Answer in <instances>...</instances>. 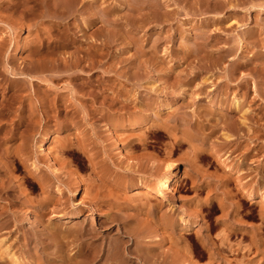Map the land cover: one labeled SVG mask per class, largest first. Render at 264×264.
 Segmentation results:
<instances>
[{
    "label": "rangeland",
    "instance_id": "obj_1",
    "mask_svg": "<svg viewBox=\"0 0 264 264\" xmlns=\"http://www.w3.org/2000/svg\"><path fill=\"white\" fill-rule=\"evenodd\" d=\"M64 1L0 0V264H13L11 254L19 264H84V246L100 250L113 240L130 264L142 254L151 264H264V0ZM171 68L190 86L180 100L190 106L178 101V116L164 113V127L150 128L158 106L176 99ZM192 70L198 73L189 81ZM152 82L172 90L156 94ZM200 103L214 113L204 131ZM111 128L136 169L118 181L116 165L129 158L115 153ZM190 128L199 143L176 140L174 129L181 137ZM47 130L49 163L37 148ZM138 135L147 140L129 145ZM166 163L180 174L173 208L158 196ZM77 185L87 198L71 196ZM252 188L255 201L245 197ZM74 209L86 223H69ZM68 223L95 239L65 234ZM239 224L257 229V248Z\"/></svg>",
    "mask_w": 264,
    "mask_h": 264
},
{
    "label": "bare ground",
    "instance_id": "obj_2",
    "mask_svg": "<svg viewBox=\"0 0 264 264\" xmlns=\"http://www.w3.org/2000/svg\"><path fill=\"white\" fill-rule=\"evenodd\" d=\"M12 1V0H11ZM21 1V0H20ZM33 1V0H32ZM75 1V0H74ZM65 2V1H64ZM66 3V5L67 6H72V2L69 0V1H67V2H65ZM65 3H63V5L65 4ZM50 4V3H49ZM153 4V3H152ZM217 7V6H216ZM23 35V34H22ZM17 37V36H16ZM17 42V41H16ZM23 48H25V47H23ZM97 50V49H96ZM93 51V50H92ZM95 52V51H94ZM188 54V53H187ZM168 67V66H167ZM238 67V66H237ZM235 68H236V66H235ZM135 69V68H134ZM170 70V69H169ZM205 70V69H204ZM171 71H173L175 74H176V76L178 77L176 80H177V86H174V88L175 87H177V89H178V92L176 91V95H175V100L174 101H168V100H166L164 103L162 102V104H160V106H158V111L156 112V114H155V116L156 117H158V119L156 120V121H152L151 123H149V127L151 128V127H164V124L161 122V121H159V119L161 118V116H163V114L165 113V114H167V116H169V114H171L174 118H175V116L174 115H177L178 116V114L177 113H179V112H177V110H178V107H180L181 108V106H188L189 104H186L185 102L187 101V100H184L185 102H182V101H180V100H182L183 98H185L184 96L185 95H187V94H189V88H190V86H188V87H185L183 84H182V82L181 81H183V80H181V77H180V70H177V68L176 69H172L171 68ZM201 71V70H200ZM165 73H166V71H165ZM169 72H167V74H168ZM197 73H198V71H195V70H192L191 71V76H189L190 77V79H189V81L191 80H193L196 76H197ZM135 74V73H134ZM137 74V77H139V73L137 72L136 73ZM135 74V75H136ZM201 74V73H200ZM13 76H15V75H13ZM122 76H126L127 77V73H124V71H123V75ZM203 76V75H202ZM136 77V78H137ZM171 77V76H170ZM168 78V77H167ZM187 78H188V76H187ZM200 78V77H199ZM171 79V78H170ZM167 80V79H166ZM197 80V79H196ZM110 81V80H109ZM159 81V80H158ZM112 82V81H111ZM116 82V81H115ZM162 82V81H161ZM167 82V81H166ZM169 82V81H168ZM160 83V82H159ZM176 83V82H175ZM194 83V82H193ZM206 83V82H205ZM174 84V83H173ZM120 85V84H119ZM162 85V84H161ZM169 85V84H168ZM175 85V84H174ZM108 87H109V85H108ZM118 87V86H117ZM122 87V86H121ZM165 87V86H164ZM166 87H168V86H166ZM205 87V86H204ZM149 88L153 91V92H155L156 94H159L160 92H167V90H169L168 88H162V86L160 87L159 85H158V83H155V82H152V83H150L149 84ZM122 89H124V87L122 88ZM197 89V86H195V89L194 90H196ZM202 89H203V87H202ZM119 90V89H118ZM170 90H172V89H170ZM169 90V91H170ZM123 91V90H122ZM173 94H174V92H172ZM190 93H192V92H190ZM201 93V92H200ZM200 93H198V94H200ZM223 95L225 94L224 93V91L223 92H221ZM198 94H196V98H197V96H198ZM191 95V94H190ZM223 95H221V96H223ZM186 97H188V95L186 96ZM202 98V97H201ZM130 99V98H129ZM186 99V98H185ZM209 99V98H208ZM211 100V99H210ZM126 101V100H125ZM178 101H180L183 105H180V106H178L177 107V105H179V104H177V103H180V102H178ZM194 101V100H193ZM237 102L238 101H235V104H237ZM123 103V102H122ZM189 103V102H188ZM191 103V102H190ZM208 103V102H207ZM212 103H213V101H212ZM240 103V102H239ZM177 104V105H176ZM201 104V111H203L202 112V114H201V116H202V120L204 119L205 120V123H203V124H198L199 125V127L201 128V130H205V128L207 127V124H209V122H210V120L214 117V113H213V111H210V109L208 108V107H206V106H203V105H205V103L202 105V103H200ZM219 105L218 106H222L223 107V105L225 104V102L224 101H222V100H220V102L218 103ZM216 105V104H215ZM184 106V107H185ZM190 106V105H189ZM199 106V105H198ZM203 106V107H202ZM211 106V105H210ZM214 106V105H213ZM225 106V105H224ZM215 107V106H214ZM198 108H200V106L198 107ZM213 108V107H212ZM217 108V107H216ZM225 108V107H224ZM157 109V108H156ZM185 109V108H184ZM220 109V108H219ZM154 110H155V108H154ZM189 110V109H188ZM197 110V109H196ZM200 111V109L198 110V113H200L199 112ZM210 111V112H209ZM196 112V111H195ZM224 112V111H223ZM176 113V114H175ZM164 114V115H165ZM180 114V113H179ZM196 114H194L193 116H195ZM183 117H184V114L182 115ZM136 117V116H135ZM197 117V116H196ZM177 118V117H176ZM179 118H181V116L179 117ZM178 118V119H179ZM186 118V117H185ZM185 118H183V119H185ZM199 118V119H200ZM118 119V118H117ZM128 119V118H127ZM156 119V118H155ZM224 119V118H223ZM139 120V119H138ZM187 120H189V119H187ZM186 120V121H187ZM203 120V121H204ZM121 121V120H120ZM123 121V120H122ZM129 121V120H128ZM183 121V120H182ZM199 121V120H198ZM202 121V122H203ZM72 122V121H71ZM130 122V121H129ZM129 122H127V123H129ZM138 122H140V121H138ZM143 122V121H142ZM148 122V121H147ZM163 122L165 123V121L163 120ZM190 122H192V121H190ZM194 122V121H193ZM192 122V123H193ZM218 122V121H217ZM127 123H126V125H127ZM167 123V122H166ZM186 123V122H185ZM197 123V122H196ZM233 123V122H232ZM231 123V124H232ZM242 123H245V121H244V119L242 118L241 119V125H242ZM125 124V123H124ZM136 124V123H135ZM144 123H142V124H136V125H134V124H132V125H134V127H135V130L137 129H141L142 128V125H143ZM182 124V123H181ZM64 125H66V124H64ZM63 125V127H65ZM125 125V126H126ZM132 125H130V126H132ZM194 125V124H193ZM124 126V127H125ZM231 126H233V125H231ZM165 127H166V125H165ZM175 127V126H174ZM177 128V127H176ZM189 128V127H188ZM187 128V129H188ZM143 129V128H142ZM171 129V128H170ZM199 129V128H198ZM251 129V128H250ZM181 130V129H180ZM51 130H47L46 132H44L43 131V134H41V136H40V141H39V143H38V145H37V148H38V150L39 151H41V152H43V153H45L46 154V159H47V161H48V163L50 162L49 160H48V156H47V154H52V152H51V148H52V150H53V147H51L50 146V138H51V136H52V133L50 132ZM153 131L154 132H156L157 130H155V129H153ZM176 129H174V131H172L173 132V135H174V137L176 138V140L177 141H181V139H183V138H185V139H187V140H189V141H191V142H198L199 140H197L198 139V136L196 135V133H194L193 132V130H191V128L189 129V130H186L184 133H182V135H181V137H179L178 135H177V132H179V131H177ZM209 131V130H208ZM211 131V130H210ZM252 131V130H251ZM250 131V132H251ZM133 132V131H132ZM136 132V131H135ZM152 132V131H151ZM42 133V132H41ZM137 133V132H136ZM201 133V132H200ZM209 134H210V132H208ZM108 134L110 135V137L112 138V146H113V148H114V150H115V153L117 154V156L119 157V158H121V160H126L127 158H129L128 159V163H124V162H120V164H117L116 165V169L118 170V178H117V180L116 181H118V179H120L121 177H123V176H126V175H128V173H131V172H135L136 171V169H135V166H131V164H132V162L131 161H133L132 159H131V156H132V152L129 150V149H127V148H125V147H123V145L121 144V142L119 141V139H118V137H117V133L115 132V130L114 129H109V131H108ZM198 134V133H197ZM202 134V133H201ZM168 135V134H167ZM212 135V134H211ZM221 136H222V138H223V140L225 141V142H229L230 140H231V134L228 132V131H225V130H223L222 132H221ZM69 137V136H68ZM161 139V138H160ZM135 140H137L138 141V143H135ZM147 140V137L145 136V135H141V136H137V138L136 139H130L129 140V145H135V144H140V143H144L145 141ZM201 141H207V137L206 136H204V135H202V137L200 138V142ZM210 141V140H209ZM216 141V140H215ZM215 141H214V143H215ZM148 142V141H147ZM188 142V141H187ZM186 142V143H187ZM211 142V141H210ZM210 142H207V143H209L210 144ZM196 143H193V147H194V150H202V147H203V142L202 143H200V144H196ZM199 143V142H198ZM61 144H62V146H64V147H66V146H68L69 145V141L67 140V141H65V142H61ZM191 144V143H190ZM208 145V144H207ZM206 145V146H207ZM210 146H212V145H209V146H207L208 148L210 147ZM50 149H49V148ZM129 147V146H128ZM140 147V146H139ZM215 147H216V144H215ZM222 147V146H221ZM211 148V147H210ZM205 149V148H204ZM212 149V148H211ZM219 149H220V147H219ZM208 150V149H207ZM208 153V152H207ZM251 153V152H250ZM190 154V153H189ZM194 154H195V152H194ZM210 154V153H209ZM215 154V153H214ZM201 156V155H200ZM54 158L55 157H58V156H53ZM199 157V156H198ZM151 158H153V160H151V166H155V162H156V158L154 157V156H151ZM190 158V157H189ZM217 158V157H216ZM50 159V158H49ZM192 159V158H191ZM219 159H221V158H219ZM56 160V162L58 163V161L57 160H59V159H53V161H55ZM158 160V159H157ZM190 160V159H189ZM208 160V159H207ZM92 161V160H91ZM159 161V160H158ZM186 161V160H185ZM223 160H221V161H218V162H222ZM168 162V161H167ZM174 162V161H173ZM52 163V162H51ZM51 163H50V165H51ZM189 163V162H188ZM193 163V162H192ZM223 163V162H222ZM221 163V164H222ZM225 163V162H224ZM223 163V164H224ZM59 164V163H58ZM63 165V163H60V166L61 167H59L58 166V168H61L62 169V165ZM226 164V163H225ZM224 164V165H225ZM54 165V164H53ZM53 165H51L52 166V168L53 169H51V171L53 172V173H56L55 171L56 170H58L57 169V167H53ZM193 165H194V163H193ZM57 166V165H56ZM195 166V165H194ZM236 166V165H235ZM66 167V166H65ZM65 167L63 168V169H65ZM139 167V166H138ZM196 167V166H195ZM137 168V167H136ZM153 168V167H152ZM234 169V168H233ZM233 169H231L230 168V165L228 166L227 165V167H226V170L229 172V170H233ZM164 170H166V174L163 176V177H161L159 180H158V196H159V198H160V200L161 199H166L167 201H168V203H169V205L173 208L174 206H176V205H178L177 204V202H178V195H177V189L174 187V185H175V183L178 181V179H179V176H180V174H179V171L177 170V168H175V166L173 165V164H171V163H166L165 165H164ZM67 171V170H66ZM235 171V170H234ZM237 172L236 173H238L239 174V172H240V170H236ZM57 173H59V171L57 172ZM226 173V172H225ZM235 173V172H234ZM233 173V175H234V177H235V174ZM232 174V173H231ZM230 174V175H231ZM50 175H51V173H50ZM66 175V174H65ZM104 175V174H103ZM198 175V174H197ZM54 176V175H53ZM74 176V175H73ZM153 176L155 177V175L153 174ZM52 177V176H51ZM55 177V176H54ZM156 177H158V176H156ZM230 177V176H229ZM232 177V176H231ZM159 178V177H158ZM207 178V177H206ZM44 179V178H43ZM155 179V178H154ZM196 179V178H195ZM231 179V178H230ZM197 180V179H196ZM30 181H33V179H31ZM80 181V180H79ZM34 182V181H33ZM66 183V182H65ZM119 183V185L122 187H127V185H125V184H123L122 182H118ZM31 184V183H30ZM78 184H80V183H78ZM115 184H117V183H115ZM244 184V183H243ZM45 185H46V183H45ZM78 187V188H77ZM80 187V188H79ZM245 187V186H244ZM119 188V187H118ZM81 185L79 186V185H77L76 186V188L74 189V191L72 192V197L74 196V195H76V194H80L81 196L82 195H84L83 197H86V196H88V194H86L85 192H84V190H83V192H81ZM123 189V188H122ZM250 189H251V187H250ZM253 189V188H252ZM247 190V189H246ZM245 189H244V192L246 191ZM96 194L97 195H99L100 193L99 192H96ZM245 197L247 198V200H251V201H255L256 200V196L259 194V192L257 193V195L255 196V189H253V190H247L246 192H245ZM103 195V194H102ZM157 195V194H156ZM81 196H79V197H81ZM261 196V195H260ZM82 197V198H83ZM101 197V196H100ZM70 198V197H69ZM75 198V197H74ZM73 198V199H74ZM87 198V197H86ZM97 198V197H96ZM99 198V197H98ZM102 198V197H101ZM245 198V199H246ZM104 199V198H103ZM106 199V198H105ZM104 199V200H105ZM262 199V198H261ZM264 199V198H263ZM60 201V200H59ZM58 201V202H59ZM74 201V200H73ZM196 202V201H195ZM226 202H227V200H226ZM63 203V202H62ZM235 203V202H234ZM48 204H50V201L49 200H45V201H42V203H41V207H42V209L43 208H45V206L47 207L48 206ZM55 204V203H54ZM59 204V203H58ZM60 205V204H59ZM198 205V204H197ZM224 205V204H223ZM235 205V204H234ZM63 206H64V203H63ZM40 207V208H41ZM65 207V206H64ZM184 207V206H183ZM183 207H181L180 209H182V210H185V208H183ZM46 209V208H45ZM65 209V208H64ZM187 210V209H186ZM234 211H235V208H234ZM264 211V210H263ZM262 211V212H263ZM2 211H0V213H1ZM46 212V211H45ZM44 213V212H43ZM42 213V214H43ZM182 213H183V211H182ZM229 213V212H228ZM230 214V213H229ZM64 215V214H63ZM263 215V214H262ZM111 216V215H110ZM110 216H109V214H106V215H103L102 217H98V219H96V223H97V225L99 226V227H106V224L109 222V220H110ZM227 216V215H226ZM61 217V216H60ZM65 217L66 218H68L67 220H69L70 222L69 223H71V224H74L75 222H81V221H84V223H86V220H85V216H82L81 215V212L79 211V209H74L72 212H68L66 215H65ZM263 217V216H262ZM112 218V217H111ZM162 219H164V218H162ZM181 219V218H180ZM95 221V220H94ZM240 221V220H239ZM238 221V222H239ZM67 224V226H65V227H67L66 228V233L65 234H67V235H71V236H73V237H76V236H79V235H81V236H84V237H86V239H88V240H90V239H93L94 238V234L93 233H91L92 231H90L89 230V228H86L85 226H82L80 229L79 228H77V227H72V226H70V224ZM96 223H95V225H96ZM231 223V222H230ZM243 223V222H242ZM3 224H5V223H3ZM59 224V223H58ZM89 224V223H88ZM110 224V223H109ZM181 224H183V223H181ZM84 225V224H83ZM170 225V224H169ZM229 225V224H228ZM227 225V226H228ZM231 225V224H230ZM229 225V226H230ZM240 225V224H239ZM58 226V225H57ZM107 226H109V225H107ZM168 226V225H167ZM174 226V225H173ZM236 226V225H235ZM170 227V226H169ZM185 227V226H184ZM193 226H191V228H192ZM231 227V226H230ZM109 228V227H108ZM177 228V227H176ZM196 228V227H195ZM198 228V227H197ZM225 228H227L226 226H225ZM232 228V227H231ZM182 230L184 229V228H181ZM187 229V228H186ZM190 229V228H189ZM239 229H241V230H245L246 232H245V234H246V236L247 235H249L250 236V240H251V242H252V245H254L256 248L258 247V245H260L261 244V242H262V239H261V235L259 234V232L257 231V229H251L250 228V230H247L246 228H245V226H243V225H240V228ZM169 230V229H168ZM171 230V229H170ZM169 230V231H170ZM196 230V229H195ZM194 230V231H195ZM204 230H206V229H204ZM229 230V229H228ZM231 231H232V229H230ZM237 230V229H236ZM168 231V232H169ZM176 231V230H175ZM174 230H171V232H175ZM181 231V230H180ZM191 231V230H190ZM190 231H188V232H190ZM94 232V231H93ZM182 232V231H181ZM197 232L199 233V230H197ZM230 232V231H229ZM142 233V232H141ZM194 233V232H193ZM223 233V232H222ZM173 234V233H172ZM176 234V233H175ZM242 234V233H241ZM101 235V234H100ZM176 235H178V238H179V233L178 234H176ZM200 237H202L201 235H200V233L198 234ZM181 236V235H180ZM108 237H109V235H108ZM248 237V236H247ZM74 239V238H73ZM72 238H71V240H73ZM95 239V238H94ZM98 239V238H97ZM105 239V238H104ZM112 239V238H111ZM182 239V238H181ZM80 240V239H79ZM203 240V239H202ZM66 241H67V239H66ZM65 241V242H66ZM73 241H75V240H73ZM114 241V240H113ZM113 241H107L108 242V244L106 245V247H104V248H102V249H94V250H92L90 247H86V246H84L82 249H81V251H80V253H79V255H82L83 257H84V261H83V263L84 264H130V260H128L127 259V257H125V255L122 253V255H120L119 254V252L117 251V250H115L116 248V245H115V247H114V244L112 243ZM185 241V240H184ZM205 241V238H204V240H203V242ZM94 242H97V241H94ZM106 242V241H105ZM116 242V241H115ZM182 242H183V240H182ZM186 242V241H185ZM185 242H183V243H185ZM202 242V243H203ZM223 242V241H222ZM206 242H204V244H205ZM207 243L209 244V243H211L210 242V240H208V238H207ZM203 244V245H204ZM71 245V244H70ZM185 245V244H184ZM186 245H187V243H186ZM209 245H211L212 246V244H209ZM102 246V245H101ZM202 246V245H201ZM205 246H206V244H205ZM163 247V246H162ZM170 247V246H169ZM209 247V246H208ZM254 247V248H255ZM124 248V247H123ZM234 248V247H233ZM6 249V251H7V253L9 254V252H8V247H6L5 248ZM151 249H153V250H155L154 249V247H152ZM210 250H212L211 248H209ZM213 249H214V247H213ZM236 249V248H235ZM249 249V248H248ZM11 250V249H10ZM125 251V250H124ZM166 251V250H165ZM207 251H208V249H207ZM126 252V251H125ZM150 253H151V251H149ZM162 252V251H161ZM167 252V251H166ZM169 252V251H168ZM213 252V251H212ZM129 253V252H128ZM163 253V252H162ZM179 253V252H178ZM157 254V253H156ZM168 254V253H167ZM182 254V253H181ZM211 254V253H210ZM78 255V256H79ZM138 255V254H137ZM136 255V256H137ZM214 255V253L212 254V256ZM162 256V255H161ZM175 256V255H174ZM184 256V255H183ZM9 257V259H11L12 260V263L13 264H19V262H18V259L17 258H15L14 257V255L13 254H11V258H10V256H8ZM130 257H133V256H130ZM129 257V258H130ZM139 256H137V258H138ZM186 257H187V255H186ZM222 257V256H221ZM224 257V256H223ZM136 258V257H135ZM70 259H74V258H72V257H70ZM154 259H156V258H154ZM173 259V258H172ZM190 259V258H189ZM139 260H140V262H139V264H151V262L150 261H148V260H146V259H143V254H142V256H140L139 257ZM137 262V261H136ZM136 262H134V264L136 263ZM189 262V264H190V262L191 261H188ZM132 263V262H131ZM192 263V262H191ZM37 264H45L44 262H39V263H37ZM61 264V263H60ZM73 264H81V262H78L77 260H74L73 261Z\"/></svg>",
    "mask_w": 264,
    "mask_h": 264
}]
</instances>
